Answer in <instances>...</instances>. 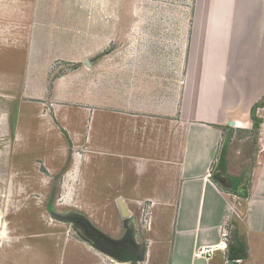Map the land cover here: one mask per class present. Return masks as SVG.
Masks as SVG:
<instances>
[{
  "label": "crops",
  "instance_id": "0c3cea01",
  "mask_svg": "<svg viewBox=\"0 0 264 264\" xmlns=\"http://www.w3.org/2000/svg\"><path fill=\"white\" fill-rule=\"evenodd\" d=\"M180 5L90 0L29 24L12 144L33 110L31 159L74 148V215L121 241L74 228L86 264H264V0ZM224 227L227 250L198 255Z\"/></svg>",
  "mask_w": 264,
  "mask_h": 264
},
{
  "label": "rangeland",
  "instance_id": "374dc122",
  "mask_svg": "<svg viewBox=\"0 0 264 264\" xmlns=\"http://www.w3.org/2000/svg\"><path fill=\"white\" fill-rule=\"evenodd\" d=\"M89 1L0 0V264L8 258L12 264H86L89 260L87 255L74 256L73 252L75 233L70 218L80 207L74 198L73 175L66 169L70 168L74 148L63 150V160L48 158V168L40 160L31 159L35 153L29 150L31 145L27 134L30 133L33 110L24 116L20 114L19 138L14 146L12 144L17 111L14 101L19 97V89L13 86L22 82L23 49L31 33L29 24L35 19L65 17L66 9L62 5L75 2L83 7L78 13L88 15ZM167 1L181 7L182 0ZM16 37L20 38L17 42L21 44L19 49L12 46ZM9 81H12V88L6 84ZM20 100L18 105L25 107L22 100L26 99ZM86 128H89V121ZM70 171L73 172V167ZM105 210L97 212L105 213ZM54 215L57 216L52 217ZM13 242L16 244L11 249L8 244Z\"/></svg>",
  "mask_w": 264,
  "mask_h": 264
},
{
  "label": "flooded vegetation",
  "instance_id": "af4514ba",
  "mask_svg": "<svg viewBox=\"0 0 264 264\" xmlns=\"http://www.w3.org/2000/svg\"><path fill=\"white\" fill-rule=\"evenodd\" d=\"M72 223L74 225V228L85 238L92 241L94 244L99 246L101 249L110 251V248L114 247V244H119L121 241H112L110 239H107L105 236L94 232L91 230L88 226V224L81 219L78 215H71ZM111 252V251H110Z\"/></svg>",
  "mask_w": 264,
  "mask_h": 264
},
{
  "label": "built area",
  "instance_id": "2783aa9c",
  "mask_svg": "<svg viewBox=\"0 0 264 264\" xmlns=\"http://www.w3.org/2000/svg\"><path fill=\"white\" fill-rule=\"evenodd\" d=\"M228 238H229V233L227 229L224 227L220 233L219 241L215 245H212V246L200 247L198 249V255H211L213 251L216 249L226 251L228 248Z\"/></svg>",
  "mask_w": 264,
  "mask_h": 264
},
{
  "label": "water",
  "instance_id": "95a60500",
  "mask_svg": "<svg viewBox=\"0 0 264 264\" xmlns=\"http://www.w3.org/2000/svg\"><path fill=\"white\" fill-rule=\"evenodd\" d=\"M52 217H54V216H52ZM230 263L235 264V261H230Z\"/></svg>",
  "mask_w": 264,
  "mask_h": 264
}]
</instances>
